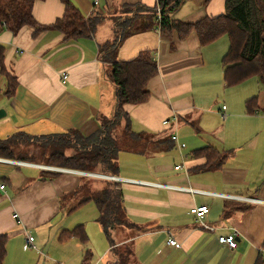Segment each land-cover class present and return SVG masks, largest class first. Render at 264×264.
Wrapping results in <instances>:
<instances>
[{
	"label": "crops",
	"instance_id": "crops-1",
	"mask_svg": "<svg viewBox=\"0 0 264 264\" xmlns=\"http://www.w3.org/2000/svg\"><path fill=\"white\" fill-rule=\"evenodd\" d=\"M70 1L85 18L103 17L90 35L68 38L56 29L36 32L30 26H23L16 34L0 31L4 47L0 109L5 113L0 117V140L17 132L40 136L68 129L90 135L100 128L102 119L114 117L116 87L106 77L108 65L99 52L100 44L114 38L110 12L123 9L125 4L153 9L157 0ZM225 10L226 0H184L172 17L195 22ZM63 14L61 0H37L32 7L33 18L41 25H51ZM223 36L202 44L195 32L183 39L175 33L168 38L154 26L128 35L120 43L119 60H131L147 51L157 63V72L147 81L148 99L126 105L128 120H121L120 126L127 122L131 140L138 147L120 144L115 175L119 180L98 179L122 189L125 215L133 224L113 232L114 245L98 221L93 200L74 208L79 189L92 176L75 173L78 169L49 172L29 162L0 161V183L4 185L0 190V235H6L0 264H82L86 253L90 264H108L115 259L114 247L131 252L127 264L258 262V248L264 247V202L244 197L264 201V145L258 134L246 136L250 120L245 102L257 93L253 114L264 112V88L256 77L225 85L222 57L228 39L225 36L227 46L225 41L220 43ZM64 69L68 79L61 83L60 71ZM5 72L17 81L12 95L7 94ZM222 96L227 98L220 103ZM220 118L226 119L223 124ZM167 119L169 123L164 125ZM177 131L178 143L186 142L183 148L170 139ZM204 146L227 151L220 167L197 170L204 157L194 151ZM187 147L190 150L184 152ZM173 151L181 155V163L174 166ZM88 187L100 190L101 181ZM67 195L74 200L68 211L62 206ZM91 202L97 213L85 220V225L71 226L67 218ZM204 204L209 207L203 218L208 228L189 212L191 207ZM93 223L97 224L96 233L105 234L106 243L98 244L91 235ZM79 225L85 237L70 234ZM234 228L238 230L236 248L218 242L219 236ZM27 235L33 236V248L23 247ZM170 238L179 246L170 245Z\"/></svg>",
	"mask_w": 264,
	"mask_h": 264
},
{
	"label": "trees",
	"instance_id": "trees-1",
	"mask_svg": "<svg viewBox=\"0 0 264 264\" xmlns=\"http://www.w3.org/2000/svg\"><path fill=\"white\" fill-rule=\"evenodd\" d=\"M36 1L0 0V31L7 29L16 34L23 26L33 27L36 32L52 28L68 38H76L90 35L102 20L101 17L85 18L70 0H61L64 4L62 17L51 25H41L32 15V7ZM183 2L184 0H157L153 9L125 4L122 9L125 18L114 27L113 40L99 45L101 60L108 65L106 77L116 87V109L112 119H102L100 128L90 135H83L77 129L40 136L17 132L0 140V157L14 158L18 140L23 139L50 164L82 171L98 170L115 176L119 168L118 154L122 150L120 144H132L129 147L135 148L139 145L131 140L127 122L120 126L122 119L128 120L125 106L137 105L148 99L146 84L157 72V63L149 52L142 51L134 59L122 61L117 57V50L128 35L154 26L162 36L168 38L175 33L179 39H183L195 32L202 44L213 42L225 35L228 39V48L222 57L225 85L233 86L250 77H256L264 88V0H226L224 13L205 16L195 22H184L172 17V13ZM3 58L4 47L0 44V64L4 70ZM5 76L7 94L12 95L17 84L16 78L6 72ZM257 101L258 95L247 99L246 112H256ZM69 149L72 152L68 154ZM194 154L204 157V162L197 166V170L218 168L228 156V153L217 151L211 146L199 148ZM24 157L25 155L19 156ZM79 190L80 196L74 203V208L93 200L98 208V221L114 245L113 232L133 226L125 215L122 189L116 183H106L100 190H91L85 183ZM70 234L85 237L81 225ZM5 240L6 235H0V262ZM112 252L115 259L108 264H127L131 254L129 250L114 247ZM82 264H90L87 253ZM256 264H264V261L259 257Z\"/></svg>",
	"mask_w": 264,
	"mask_h": 264
},
{
	"label": "rangeland",
	"instance_id": "rangeland-1",
	"mask_svg": "<svg viewBox=\"0 0 264 264\" xmlns=\"http://www.w3.org/2000/svg\"><path fill=\"white\" fill-rule=\"evenodd\" d=\"M123 11L124 10L121 9V10H114V11L110 12L109 16L112 19L113 28L117 25V23H120L125 18ZM102 18L103 17H101V19ZM224 41L226 42V46H227V41H226L225 36H223V38H220V43L223 42V44H224ZM249 81H251V83H255L252 80H249ZM245 83H248V81ZM227 90H228V88H226L224 91H227ZM254 95H258V94L256 93ZM226 98H227V96L220 97V103L225 101ZM248 119L250 120V122H249V129L246 133L247 138L253 137V136L258 134L259 135V142L262 145H264V112L260 111L257 114H249ZM225 120L223 121L222 118H220V124L221 123L223 124L225 122ZM177 136H178V138L180 136V133H178V131H177ZM181 143H184L186 145L185 141L181 140ZM17 144L18 145L14 151L15 157L14 158H3V159L29 162L28 164L31 163V164L38 165V166L42 167V169L48 170L49 172L50 171H56L55 168H62V169L68 168L69 169V167L57 166L56 164L54 165V164L48 163L45 157L43 158L41 156V154L36 151V149H33L32 145H30L28 142L24 141L23 139H19ZM242 145H243V143H242ZM32 150H34V151H32ZM186 150H190V147H187V149H185L184 152H187ZM71 152H72V150L69 149L67 153L69 154ZM175 152H177V151L172 152L173 155L175 156L174 161H172L173 166L178 164V163H181L180 153H175ZM222 152H224V151H222ZM172 153H170L169 155H171ZM225 153H227V151ZM240 153H242V151H239L238 155H240ZM182 154L186 155L185 153H182ZM22 155H25V157L19 158V156H22ZM0 158H2V157H0ZM71 169H75V168H71ZM88 172L101 173L98 170L88 171ZM101 174H104V173H101ZM91 178L96 179V180L87 179L85 183H87L89 186H92L94 181H97V182L101 181L102 187L105 185V182H104L105 180H98V179H101L99 177H91ZM65 197L66 198L63 199L62 206L66 209V211H68V210L72 209L74 200H72L70 198L71 196L69 197V195H67ZM94 213L96 214L97 210L95 208L94 202H91L90 204H87L84 207H81V208L73 211L72 214L67 218V220H69V224H71V226H75L77 223L78 224H84V221L92 218L91 215ZM80 215H81V218H78ZM65 217H67V216H65ZM77 220H81V221H79L81 223L76 222ZM91 225H93V227H95V230H93L91 227H90V229L92 230L91 235L97 241V243L101 244L102 241H105L104 243H106L107 239L105 237V234L96 233L97 224L93 223ZM116 236H117V239L120 240V237L118 236V234ZM88 247L91 248L90 242L88 243Z\"/></svg>",
	"mask_w": 264,
	"mask_h": 264
},
{
	"label": "built area",
	"instance_id": "built-area-1",
	"mask_svg": "<svg viewBox=\"0 0 264 264\" xmlns=\"http://www.w3.org/2000/svg\"><path fill=\"white\" fill-rule=\"evenodd\" d=\"M157 12H159V9H157ZM68 79V73L67 71L64 69V70H61L60 71V81L61 83H65ZM225 109V106L223 105L222 106V110ZM175 122H177V119L175 118L174 119ZM169 123V120H163V124L166 125ZM170 139L176 143H178V140H177V135L175 133H171L170 135ZM179 144V147L180 148H183L185 147V144L184 143H178ZM0 161H7L9 163H25L23 161H14V160H7V159H3V158H0ZM31 164V163H30ZM34 165V164H32ZM38 166V165H36ZM175 168H179V165L175 166ZM55 170H59V171H69L68 169H65V168H55ZM75 173H79V174H82V175H86V176H92V177H99V178H105V179H111V180H119L118 177L116 176H113V175H108V174H101V173H95V172H88V171H79V170H74ZM156 185H161V186H165V187H169V188H175V189H178V190H186V191H192L193 189L192 188H189V187H182V186H175V185H168V184H159L157 183ZM4 188V185L0 183V190H3ZM201 192H205V191H201ZM244 199H248V200H256V201H259V202H264L263 200H260V199H254V198H245ZM209 210V207L207 205H199V206H196V207H191L189 212L195 216V218L197 219V221L202 224V226L204 228H208L207 225H204L203 223V218L205 216V214L208 212ZM13 217L14 218H17L18 219V215L17 213H14L13 214ZM238 234V230L237 229H232L231 232H229L228 234L226 235H222V236H219L218 237V242L221 243V244H225L227 247L229 248H236L237 246V242H236V236ZM33 236L31 235H27L26 239H25V243H24V249H30V248H33L34 247V244H33ZM168 243L170 245H173L175 247H178L179 244L176 242L175 239L173 238H170ZM258 251H259V257L264 261V247H259L258 248Z\"/></svg>",
	"mask_w": 264,
	"mask_h": 264
},
{
	"label": "water",
	"instance_id": "water-1",
	"mask_svg": "<svg viewBox=\"0 0 264 264\" xmlns=\"http://www.w3.org/2000/svg\"><path fill=\"white\" fill-rule=\"evenodd\" d=\"M4 110L3 109H0V117H2L4 115Z\"/></svg>",
	"mask_w": 264,
	"mask_h": 264
},
{
	"label": "bare ground",
	"instance_id": "bare-ground-1",
	"mask_svg": "<svg viewBox=\"0 0 264 264\" xmlns=\"http://www.w3.org/2000/svg\"><path fill=\"white\" fill-rule=\"evenodd\" d=\"M66 171V170H65Z\"/></svg>",
	"mask_w": 264,
	"mask_h": 264
}]
</instances>
